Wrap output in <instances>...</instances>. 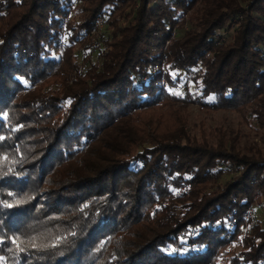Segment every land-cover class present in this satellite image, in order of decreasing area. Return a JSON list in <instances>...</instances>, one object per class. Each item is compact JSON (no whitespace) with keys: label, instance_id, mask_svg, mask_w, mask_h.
<instances>
[{"label":"trees","instance_id":"1","mask_svg":"<svg viewBox=\"0 0 264 264\" xmlns=\"http://www.w3.org/2000/svg\"><path fill=\"white\" fill-rule=\"evenodd\" d=\"M84 1L78 23L71 0H0V264H264L246 217L264 146L190 134L181 114L247 112L264 131V0ZM97 17L110 33L77 64ZM189 71L197 93L175 92Z\"/></svg>","mask_w":264,"mask_h":264},{"label":"rangeland","instance_id":"2","mask_svg":"<svg viewBox=\"0 0 264 264\" xmlns=\"http://www.w3.org/2000/svg\"><path fill=\"white\" fill-rule=\"evenodd\" d=\"M242 1V0H241ZM248 1V2H247ZM253 0H243V6L247 7L249 2ZM85 1L84 0H71V12L69 19L74 22H82L85 12ZM190 10L186 15L180 19V27L175 30V37L182 35L183 31L188 28V22H190ZM240 18V16H238ZM237 16L232 18L236 21ZM189 20V21H188ZM110 33V28L102 17H97L94 22V29L90 31L84 40L79 43L73 44V55L74 60L77 64H83L88 66L98 60V47L101 40ZM217 45H222L229 39L228 34L225 30H220L215 35ZM176 73L173 71L172 76L175 77ZM182 82L179 87L174 89L175 92L182 93L184 90L197 93L199 86V79H195L194 73L189 71L186 75H180ZM186 82V84H185ZM56 87V86H54ZM52 90H47V93ZM181 114L187 121L185 129L190 134H194L199 137L200 128L208 129L209 126H220L228 133L240 137L239 146L246 155H249L252 151L250 150L255 144L262 148L261 138L264 137V131L256 129V125L253 124L251 117L247 112H237L227 109H213L210 107L203 106L201 104L189 103L181 108ZM229 175L226 176V178ZM251 223L259 222L264 225V204L252 206L247 214Z\"/></svg>","mask_w":264,"mask_h":264}]
</instances>
